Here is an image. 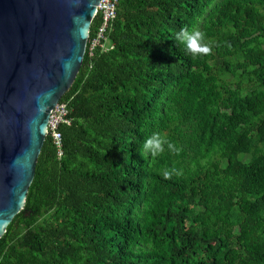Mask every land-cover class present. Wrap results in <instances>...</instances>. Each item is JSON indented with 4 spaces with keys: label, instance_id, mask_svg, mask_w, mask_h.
<instances>
[{
    "label": "trees",
    "instance_id": "1",
    "mask_svg": "<svg viewBox=\"0 0 264 264\" xmlns=\"http://www.w3.org/2000/svg\"><path fill=\"white\" fill-rule=\"evenodd\" d=\"M105 35L0 264H264V0H117ZM153 135L173 148L146 150Z\"/></svg>",
    "mask_w": 264,
    "mask_h": 264
},
{
    "label": "water",
    "instance_id": "2",
    "mask_svg": "<svg viewBox=\"0 0 264 264\" xmlns=\"http://www.w3.org/2000/svg\"><path fill=\"white\" fill-rule=\"evenodd\" d=\"M99 0H0V237L25 203ZM51 135V134H50Z\"/></svg>",
    "mask_w": 264,
    "mask_h": 264
},
{
    "label": "built area",
    "instance_id": "3",
    "mask_svg": "<svg viewBox=\"0 0 264 264\" xmlns=\"http://www.w3.org/2000/svg\"><path fill=\"white\" fill-rule=\"evenodd\" d=\"M117 0H99L95 8L93 18L99 15L101 17V25L97 29L95 35L91 39H87V48L89 55L95 48H103V43L106 40L105 32L111 27L112 21L116 15ZM68 109L66 103L56 105L50 112L48 117L47 131L53 137L54 144L58 146L60 135L58 127L62 124H69Z\"/></svg>",
    "mask_w": 264,
    "mask_h": 264
},
{
    "label": "clouds",
    "instance_id": "4",
    "mask_svg": "<svg viewBox=\"0 0 264 264\" xmlns=\"http://www.w3.org/2000/svg\"><path fill=\"white\" fill-rule=\"evenodd\" d=\"M96 17H99V19H100V25H101V17L99 15H97ZM96 17H94V18H96ZM94 18L92 16L91 22L93 21ZM90 25H91V23H90ZM100 25L98 26V28L100 27ZM111 25H112V23H111ZM97 29L95 30V32L92 35V37L95 35ZM89 30H90V26H89ZM106 36L107 35H105V37ZM91 38L89 37V33H88V38L87 39H91ZM176 39L179 40L180 42H182L185 45V48L191 54H193V56H195L197 54H206V53H209L211 51L210 45H208L207 43H204V36L199 31L189 32L186 29H182L181 31H179L178 33H176ZM86 45H87V41H86ZM87 46H85V51L87 49ZM111 48H112V45H108L107 47H105L104 44H103V48H99V49H101V50H103L105 52V51H108ZM62 125H68V124H62ZM62 125H59V127L62 126ZM165 143H168L169 149H172L173 148V145L170 142L165 141L164 139H162L158 135H153L152 137H150L149 139H147V141L144 144V148L146 150L150 151L153 154H158L159 152L163 151V148H164V144Z\"/></svg>",
    "mask_w": 264,
    "mask_h": 264
},
{
    "label": "rangeland",
    "instance_id": "5",
    "mask_svg": "<svg viewBox=\"0 0 264 264\" xmlns=\"http://www.w3.org/2000/svg\"><path fill=\"white\" fill-rule=\"evenodd\" d=\"M110 43L108 42L106 45L108 46Z\"/></svg>",
    "mask_w": 264,
    "mask_h": 264
}]
</instances>
